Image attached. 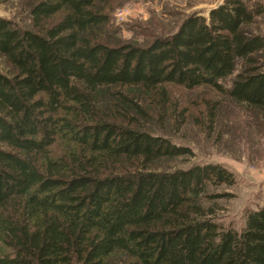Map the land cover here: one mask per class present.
<instances>
[{"label":"trees","instance_id":"1","mask_svg":"<svg viewBox=\"0 0 264 264\" xmlns=\"http://www.w3.org/2000/svg\"><path fill=\"white\" fill-rule=\"evenodd\" d=\"M118 1L40 0L23 27L0 18V264H264V206L226 225L215 202L228 195L211 190L236 176L165 169L194 153L151 127L187 123L172 89L208 88L264 130V35L246 30L261 6L226 0L171 35L112 45Z\"/></svg>","mask_w":264,"mask_h":264},{"label":"rangeland","instance_id":"2","mask_svg":"<svg viewBox=\"0 0 264 264\" xmlns=\"http://www.w3.org/2000/svg\"><path fill=\"white\" fill-rule=\"evenodd\" d=\"M40 0H0V18L18 23H28L29 9ZM249 7L261 6L263 14L256 18L248 31L264 35V0H242ZM226 0H119L105 31L112 45L149 43L154 36L175 33L182 23L194 14L209 18V12ZM116 3V2H115ZM114 3V4H115ZM24 20V22H23ZM0 64V69H1ZM232 79L224 82L228 89ZM172 104L179 111L187 110V123L179 127L173 117L163 125L156 119L151 126L173 144L190 148L194 156L165 163V169H187L196 164H220L237 179L233 187L212 189L211 193L226 194L215 203L218 215L226 225L241 230L245 215L264 206V130L244 106L208 88L187 91L172 89ZM214 108L216 116L210 132L207 113ZM206 205H210L207 202Z\"/></svg>","mask_w":264,"mask_h":264},{"label":"water","instance_id":"3","mask_svg":"<svg viewBox=\"0 0 264 264\" xmlns=\"http://www.w3.org/2000/svg\"><path fill=\"white\" fill-rule=\"evenodd\" d=\"M221 6H222V5L220 4V5H218L217 7L213 8V9L209 12V15H210L213 11L218 10Z\"/></svg>","mask_w":264,"mask_h":264}]
</instances>
